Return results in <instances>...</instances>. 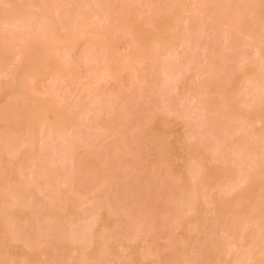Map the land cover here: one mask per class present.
<instances>
[{
    "label": "rangeland",
    "instance_id": "obj_1",
    "mask_svg": "<svg viewBox=\"0 0 264 264\" xmlns=\"http://www.w3.org/2000/svg\"><path fill=\"white\" fill-rule=\"evenodd\" d=\"M262 93L264 0H0V264H264Z\"/></svg>",
    "mask_w": 264,
    "mask_h": 264
},
{
    "label": "bare ground",
    "instance_id": "obj_2",
    "mask_svg": "<svg viewBox=\"0 0 264 264\" xmlns=\"http://www.w3.org/2000/svg\"><path fill=\"white\" fill-rule=\"evenodd\" d=\"M165 68H166V67H165ZM169 68H171V67H169ZM167 69H168V68H167ZM171 70H173V69L171 68ZM171 70H170V69H169L168 71L166 70L165 73H166L167 76H171V74H172V71H171ZM245 151H247V148H246ZM247 153H248V151H247ZM242 154H243V153H242ZM245 154H246V153H245ZM243 156H244V155H243ZM241 157H242V156H241ZM242 159H243V157H242ZM240 161H241V158H240ZM88 220H89V219H88ZM94 220H95V219H94ZM76 222H78V221H76ZM85 226H86V225H85ZM87 227H88V226H87ZM78 229H79V228H78ZM85 229H86V228H85ZM82 231H83V230H82ZM230 231H231V230H230ZM231 232L233 233V230H232ZM81 233H82V232H81ZM229 233H230V232H229ZM258 234H260V233H258ZM258 234H257V235H258ZM261 234H262V233H261ZM74 235H75V233H74ZM82 235H83V234H82ZM232 235H234V234H232ZM230 236H231V235H230ZM76 237H77V236H76ZM258 237H259V235H258ZM258 237H257V238H258ZM260 237H262V236H260ZM262 239H264V238H262ZM257 240L259 241V239H257ZM257 240L254 241L253 243H251L250 246H251V247H252V246H253V247H255V246L257 247V243H256V242H258ZM234 242H235V241H234ZM263 242H264V241H263ZM258 243H259V242H258ZM260 243H262V242H260ZM233 245H234V244H233ZM254 245H255V246H254ZM251 247L247 250V252L249 251V253H250V252H252V251L256 248V247H255V248H253V247L251 248ZM250 250H252V251H250Z\"/></svg>",
    "mask_w": 264,
    "mask_h": 264
},
{
    "label": "snow or ice",
    "instance_id": "obj_3",
    "mask_svg": "<svg viewBox=\"0 0 264 264\" xmlns=\"http://www.w3.org/2000/svg\"><path fill=\"white\" fill-rule=\"evenodd\" d=\"M262 99H264V93H262Z\"/></svg>",
    "mask_w": 264,
    "mask_h": 264
}]
</instances>
